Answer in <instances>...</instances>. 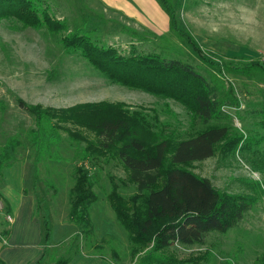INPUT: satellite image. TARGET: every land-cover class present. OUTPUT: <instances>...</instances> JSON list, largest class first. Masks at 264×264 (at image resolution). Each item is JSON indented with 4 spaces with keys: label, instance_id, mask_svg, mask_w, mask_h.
<instances>
[{
    "label": "rangeland",
    "instance_id": "1",
    "mask_svg": "<svg viewBox=\"0 0 264 264\" xmlns=\"http://www.w3.org/2000/svg\"><path fill=\"white\" fill-rule=\"evenodd\" d=\"M172 1L176 30L171 28L157 0H48L52 14L66 25L65 30L37 29L15 18L0 16V157L11 141L17 142L15 151L10 153L11 161L14 160L13 166H23L25 176L21 185L17 181L8 183L6 180L12 177L5 178L9 168L4 169L0 175V200L14 214L21 191L31 195L37 204L46 205V214L52 216L47 219L53 232L47 242L43 217L37 224L40 230L23 222L28 230L21 229L22 236L27 232L28 255L20 253L13 261L55 264L71 252V264H141L145 255V251L131 255L128 233L107 200L110 177L118 183L127 177L123 167L113 160L84 162L95 178L99 197L91 208L95 239L90 243L96 246L103 239L108 242L96 253L83 239L74 240L79 229L69 220L70 191L75 184V167L82 163L80 154L87 144L71 139L68 132L81 131L89 140H94L95 135L85 128L68 125L58 146L65 161L49 160L37 167V149L31 136L37 121L19 105L22 100L29 106L54 109L122 103L131 111L141 112L152 133H171L177 140L195 137L210 127H225L228 136L218 145L215 155L186 168L209 179L223 193L254 198L255 205L227 233H209L202 245L175 244L169 253L179 261L202 258L201 264H207L209 257V264H264V131L259 124L262 118L257 114L264 107V77L254 73V65L264 64V0ZM77 31L92 32L98 41L122 53H127L133 43L144 52H156L193 66L216 89L224 116L205 124L184 103L114 83L80 53L65 49L63 39ZM52 149L56 151L55 147ZM8 163L4 160V166ZM61 175L68 179L61 183V193L54 197V190L46 183L51 180L60 192L56 182ZM119 191L125 197L136 193L131 185H122ZM14 222L9 225L0 221V236L8 240L5 232L12 231ZM39 234L41 241L34 245ZM77 249L82 253L75 255ZM113 249L118 258H113Z\"/></svg>",
    "mask_w": 264,
    "mask_h": 264
},
{
    "label": "trees",
    "instance_id": "2",
    "mask_svg": "<svg viewBox=\"0 0 264 264\" xmlns=\"http://www.w3.org/2000/svg\"><path fill=\"white\" fill-rule=\"evenodd\" d=\"M157 2L168 16L171 28L176 30L173 1ZM0 16L2 19L15 18L37 29L66 28L52 14L48 0H0ZM62 43L66 50L80 53L84 60L114 83L184 103L205 124L224 116L216 89L191 65L167 59L156 52H144L133 43L127 53H122L118 48L98 41L92 32L71 33ZM254 66L257 68L254 73L259 72L264 77V64ZM19 105L37 121V129L31 133L37 149V167L49 160L65 161L58 152V146L62 141L61 133L68 130V125L85 128L95 135L94 140H89L81 131H67L71 139L87 144L80 154L82 163L75 167V184L70 191L69 220L79 229L73 238L76 241L83 239L86 246L94 248L96 253L108 241L103 239L96 246L90 243L95 239L91 208L99 197L95 191V178L84 164L89 159L113 160L127 174L120 183L115 177H110L111 191L107 200L117 221L128 233L131 255L145 251L141 264H201L202 258L179 261L169 253L171 247L175 244L202 245L209 233H227L255 205L254 198L223 193L209 179L201 178L186 168L215 155L218 145L228 136L225 127H210L195 137L177 140L171 133H152L147 118L122 103L104 102L54 109L29 106L19 100ZM257 114L262 118L259 124L264 131V107ZM16 145L17 142L12 144L11 141L0 157V175L14 164L10 153L15 151ZM251 145L247 144V147ZM4 160L10 163L4 166ZM46 185L54 190V197H57L59 190L56 184L50 180ZM122 185L134 186L136 193L123 196L119 191ZM40 210L41 202L37 204L36 215ZM44 226L48 242L52 230L47 220H44ZM9 233L6 231L5 235ZM111 239L115 241L116 238L112 236ZM80 253L81 249L75 251V255ZM112 253L113 258H118L115 249ZM71 254L69 252V257L59 258L55 264H69ZM206 260L209 264L211 257ZM0 264L5 262L0 259Z\"/></svg>",
    "mask_w": 264,
    "mask_h": 264
},
{
    "label": "crops",
    "instance_id": "3",
    "mask_svg": "<svg viewBox=\"0 0 264 264\" xmlns=\"http://www.w3.org/2000/svg\"><path fill=\"white\" fill-rule=\"evenodd\" d=\"M12 166L9 169H7L6 174H5V178L8 177V179L10 180V178L12 177V180H10V181L6 180V181L8 183H11L13 181H17V184L21 185V181H22L23 177H25L24 173H23V166L20 164H18V165L15 164L13 167ZM66 178L63 175L60 176L61 180H58L59 183L56 182L59 187L61 186L62 182H64V183L66 182V180H65ZM14 179H16V180H14ZM65 192L67 195L69 194L67 191H65ZM59 193H61V187H60ZM60 195L61 194H59V196L57 198L58 205L60 203L59 202ZM3 197L9 203L8 197L5 194H3ZM36 204H37L36 201H34V198L31 195L22 194V191H21V197H20L19 201L17 200V203H16V208H15L16 213L13 214V215H15L14 216L15 222H14L13 226L11 227L12 231L9 233V239L7 240L6 243L0 244V259L3 262H5V264H12L11 262H13L14 264H21L23 262V259H18V260L13 261V258L19 256L20 253L22 255H25V256L28 255V251H27L28 248L26 247V244H27V242H26L27 232L26 231H28V230H26L23 227V222H26L25 224L33 225L34 227L37 228V224H39L38 221L40 220L41 217H43L44 220H47L50 224V221L47 219V217H49V216L45 212L46 205H42L41 210L39 212V215H36V208H37ZM10 207H11V204H10ZM50 217H52V216H50ZM60 228H62V227H60ZM21 229L26 230V231H24V233H25L24 236H22L23 234H22ZM37 230H40V228L38 227ZM52 236H53V232H52L51 238H52ZM40 241H41V235L40 234L36 235L34 245H38L40 243ZM80 257H82V256H80ZM91 261H93V260H90L89 262H91ZM93 262L95 264H100V262H95V261H93Z\"/></svg>",
    "mask_w": 264,
    "mask_h": 264
},
{
    "label": "built area",
    "instance_id": "4",
    "mask_svg": "<svg viewBox=\"0 0 264 264\" xmlns=\"http://www.w3.org/2000/svg\"><path fill=\"white\" fill-rule=\"evenodd\" d=\"M0 221L3 223H7L11 225L14 222V215L12 214V211L9 209V207L5 206L3 202L0 200ZM0 239L6 243L7 239L0 236Z\"/></svg>",
    "mask_w": 264,
    "mask_h": 264
}]
</instances>
